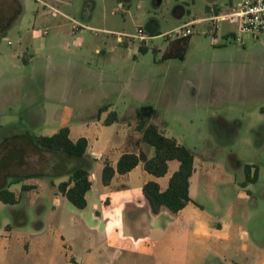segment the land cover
<instances>
[{
  "label": "rangeland",
  "instance_id": "obj_1",
  "mask_svg": "<svg viewBox=\"0 0 264 264\" xmlns=\"http://www.w3.org/2000/svg\"><path fill=\"white\" fill-rule=\"evenodd\" d=\"M230 1L237 0H223L215 11L228 12ZM18 2L20 15L0 34V136L13 128L50 135L57 124L96 114L91 108L99 102L151 105L160 128L195 156L200 178L196 201L203 214L249 235L223 253L244 264L237 249L264 238V129L259 131L264 124V33H239L229 19H204L188 26L191 35L183 44L169 32L208 17L206 0ZM47 4L62 13L52 15ZM14 9L15 0H0V15L6 18ZM72 20L83 28L72 32ZM153 20L155 30L149 24ZM138 27L145 40L123 37L119 43V34H136ZM184 46L183 58H164ZM115 111L126 122L135 119L128 110ZM249 163L257 174L248 182L244 166ZM30 181L36 188L28 192L21 182L10 185L17 203L0 201V264H33L29 245L34 223L40 212L44 216L51 209L53 188L46 178ZM71 216L64 207L62 218ZM192 249L191 256H171L166 249L157 259L137 257L128 264H226L222 253Z\"/></svg>",
  "mask_w": 264,
  "mask_h": 264
},
{
  "label": "crops",
  "instance_id": "obj_2",
  "mask_svg": "<svg viewBox=\"0 0 264 264\" xmlns=\"http://www.w3.org/2000/svg\"><path fill=\"white\" fill-rule=\"evenodd\" d=\"M160 2L161 0H158V4ZM230 2L232 6L228 12L236 7L240 0H237L235 4L233 1ZM118 4L122 5L120 1ZM222 4H224L223 0H206L209 16L188 22L207 20L211 16L222 14V10L215 11ZM47 6L54 16L62 13L52 5L47 4ZM177 9L179 10L177 14L182 15L183 8L178 6ZM75 23L78 24L72 20V32L75 31L73 30ZM149 24L151 30L157 27L155 20ZM83 26L77 28H83ZM138 29L144 30L142 27ZM230 33L235 35L233 32ZM150 34L149 36H153V33ZM104 105L107 109L98 113V109ZM141 106L151 105L142 102L139 106H126V104L118 106L113 102H99L91 108L97 110L96 114L83 113L81 115H84V118L78 122L57 124L52 134L62 125H66L72 141L80 137L86 138V152L94 159L89 172L91 186L85 193L86 206L82 209L74 206V210L68 207L65 201L67 198L57 189L58 183L67 180V176L52 179L38 178L48 179L53 188V196L51 209L44 216L40 212V218L34 223L35 238L29 245L33 264H128L137 257L157 259L166 254V249L171 256L178 254L191 256L193 255L192 247H201L217 255L222 253L226 264H243L239 260L226 258L223 253L234 247L238 240H249V235L245 231H240L233 223L226 220H214L204 215L201 205L196 201L200 178L195 171V156L193 172L189 179V196L193 202L187 203L176 213H171L166 207H162L157 214L152 213L142 192L143 185L149 181L156 182L161 191L165 190L171 175L179 167V162L176 160L168 161L167 172L159 177L149 173L145 170L143 163L139 162L127 173L115 172L107 185L100 182V172L104 164L108 163L115 169L118 159L124 153L138 155L142 152L147 158L153 156V147L142 141V131L137 128L136 110ZM115 108L128 110L129 115H133L135 119L132 122H126ZM152 108L154 114L148 123L156 125L165 136L172 137L155 122L158 113L154 107ZM111 111L116 113L118 120L105 124L104 121ZM263 129L264 124H259V131L262 132ZM177 142L180 143L179 140ZM237 164L242 166V162L238 161ZM249 165L252 173L255 168L253 164L249 163ZM31 179L33 178L21 182L22 185L31 186V189L26 192L36 188L30 183ZM242 195L248 197L245 192H242ZM16 197L18 199L17 195ZM64 207L69 208L72 215L66 220L62 218ZM41 211H43L42 208ZM180 243L186 245L184 250L178 248ZM24 247L26 248L27 244H24ZM237 250L241 252L240 260L244 264H264V238L258 237L253 242L242 244Z\"/></svg>",
  "mask_w": 264,
  "mask_h": 264
},
{
  "label": "trees",
  "instance_id": "obj_3",
  "mask_svg": "<svg viewBox=\"0 0 264 264\" xmlns=\"http://www.w3.org/2000/svg\"><path fill=\"white\" fill-rule=\"evenodd\" d=\"M20 4L15 0V9L6 18L0 15V34L19 15ZM233 35L232 33H230ZM187 44L189 36L178 38ZM139 46V50L145 51ZM184 50L179 53H165L164 58L184 57ZM107 109L104 105L98 113ZM151 106H141L136 110L137 128L142 131V141L154 149L152 157L140 152L124 153L120 156L114 169L105 163L100 172V182L107 185L115 172L124 174L133 169L139 162L145 170L154 176H162L167 172V163L170 160L179 162L178 169L171 175L168 186L161 191L159 185L149 181L142 187L143 195L151 212L157 214L162 207L171 213H176L187 203L193 202L189 196V179L193 172L194 154L185 145L180 144L173 137H167L159 131L156 125L148 123L153 116ZM114 111L108 113L105 124L117 121ZM87 140L80 137L75 141L69 138V128L62 125L52 135H35L28 128H13L0 136V201L5 204H15L18 199L14 192L9 190L13 183H20L28 178H56L67 176V180L57 185L58 191L76 208L86 206L85 193L90 189L89 172L94 162L87 152ZM245 181L254 180L256 168L251 173V166H244ZM30 185H22V190H30ZM9 229V226H6Z\"/></svg>",
  "mask_w": 264,
  "mask_h": 264
},
{
  "label": "built area",
  "instance_id": "obj_4",
  "mask_svg": "<svg viewBox=\"0 0 264 264\" xmlns=\"http://www.w3.org/2000/svg\"><path fill=\"white\" fill-rule=\"evenodd\" d=\"M209 19L211 21L229 19L230 21L237 23L239 33L259 36L264 32V0H240L239 4L230 12L211 16ZM192 23V21L184 23L183 25L172 29L169 33H173L176 38L190 36L191 29L188 26L192 25ZM78 26L82 25L75 23L73 30ZM123 37L129 38L130 41H133L136 38H138L139 41H143L147 38L142 29H138L136 34H119V42L123 41Z\"/></svg>",
  "mask_w": 264,
  "mask_h": 264
}]
</instances>
